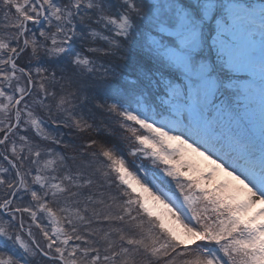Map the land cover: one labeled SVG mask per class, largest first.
<instances>
[{"label": "rangeland", "instance_id": "1", "mask_svg": "<svg viewBox=\"0 0 264 264\" xmlns=\"http://www.w3.org/2000/svg\"><path fill=\"white\" fill-rule=\"evenodd\" d=\"M23 2L0 0V45H7L0 47V139L7 137L0 145V204L9 202L0 208V259L57 264L42 259L34 245L59 257L48 248L55 240L56 247L67 249L70 264L74 244L82 243L77 236L138 248L137 264H183L205 249L209 257L222 256L230 239L212 238L226 235L221 219L264 208L259 186L237 174L245 160H264V16L259 11L264 0H237L246 10L240 23L249 38L251 69L239 82L243 94L232 98L233 119L215 146L185 128L156 126L158 118L146 122L143 112L137 113L140 119H129L123 111L127 105L112 109L100 73L88 77L72 65L71 56L51 55L46 46L29 43L13 69L9 56L19 38ZM88 43L81 37L71 48ZM39 52L68 59L71 77L50 75ZM228 136L238 143L230 147ZM196 234L205 238L196 240ZM129 239L140 243L128 245Z\"/></svg>", "mask_w": 264, "mask_h": 264}, {"label": "snow or ice", "instance_id": "2", "mask_svg": "<svg viewBox=\"0 0 264 264\" xmlns=\"http://www.w3.org/2000/svg\"><path fill=\"white\" fill-rule=\"evenodd\" d=\"M18 10L22 23L9 56L13 69L29 43L46 46L51 55H70L72 65L88 77L100 73L104 98L112 109L127 105L123 111L129 119H140L137 113L143 112L146 122L155 124L158 118L156 126L185 128L210 146L231 123L232 98L243 94L239 82L249 78L251 69L249 38L240 23L246 10L237 0H24ZM259 11L264 16V5ZM31 26L38 28L33 31ZM81 37L88 46L73 51ZM89 53L110 59L97 61ZM6 140L0 139V145ZM228 141L230 147L238 143L231 136ZM239 166L237 174L253 188L259 186L264 197V160L249 159ZM220 223L226 235L212 238L230 239L221 248L223 255L209 257L206 249L198 250L183 264H264V208L247 216L232 213ZM204 238L196 234V240ZM75 239L82 243L74 244L70 264H137L138 248ZM56 243L51 240L48 248L60 254L57 264H69L67 249ZM138 243L127 240L128 245ZM0 264L11 262L0 259Z\"/></svg>", "mask_w": 264, "mask_h": 264}, {"label": "trees", "instance_id": "3", "mask_svg": "<svg viewBox=\"0 0 264 264\" xmlns=\"http://www.w3.org/2000/svg\"><path fill=\"white\" fill-rule=\"evenodd\" d=\"M75 49V48H74ZM77 50H81V48H78V49H76L75 51H77ZM40 53V52H39ZM41 54V53H40ZM41 56H42V58H43V60H45V63H46V67L48 68L47 70H48V72H49V74L51 75V73L53 72L54 74V76L58 79V78H61L63 75L65 76H69V77H71V73H72V69L74 68V67H70V63H68V59H63V61H61V60H57V59H51L50 57H49V55H45V53H42L41 54ZM67 57L66 58H68V57H70V55H66ZM20 59V58H19ZM60 59V58H59ZM21 67H22V65H21ZM63 78V77H62ZM38 110L41 112V114L42 115H45V112H43V109L42 108H38ZM90 121L93 123L94 121L93 120H91L90 119ZM62 125V124H61ZM64 126V125H63ZM101 126H102V128H99L100 130H103V129H105V125H103V124H101ZM83 132V131H82ZM67 132L65 131V134H66ZM96 136L99 138V134H96ZM15 226V225H14ZM42 249H43V247L41 246V245H39ZM39 256L42 258V259H44L45 260V258L44 257H42L40 254H39ZM151 264H153V263H151Z\"/></svg>", "mask_w": 264, "mask_h": 264}, {"label": "water", "instance_id": "4", "mask_svg": "<svg viewBox=\"0 0 264 264\" xmlns=\"http://www.w3.org/2000/svg\"><path fill=\"white\" fill-rule=\"evenodd\" d=\"M29 85H30V84H29ZM30 88H31V87L29 86L27 92L30 90ZM27 92H26L25 94L21 95V96L16 100V103H15L16 105H17V103L19 102V100L27 94ZM16 105H15L14 108H16Z\"/></svg>", "mask_w": 264, "mask_h": 264}]
</instances>
